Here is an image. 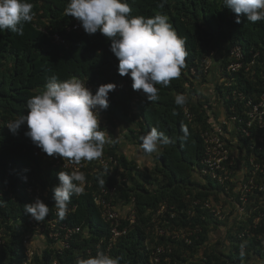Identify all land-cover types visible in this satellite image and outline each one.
<instances>
[{"label": "trees", "instance_id": "1", "mask_svg": "<svg viewBox=\"0 0 264 264\" xmlns=\"http://www.w3.org/2000/svg\"><path fill=\"white\" fill-rule=\"evenodd\" d=\"M30 2L34 17L23 25V35L0 32V264H20L25 257L24 236L36 233L24 211V205L34 199L25 194L10 198L3 191L5 186L15 193L18 180L30 178L40 189L39 198L49 206L45 219H58L52 189L59 184L60 171H71L53 165V157L25 135L26 125L15 134L7 127L26 114L27 100L44 89L53 74L60 80L91 79L96 88L91 90L93 94L102 84L116 85L108 95V108L99 113L100 128L111 140L102 156H112L115 162L105 166L99 160L82 161L85 194L71 198L64 219L68 228L79 230L70 234L68 247L62 249L57 239L45 235L33 249L29 264H87L100 254L119 258V264H152L157 245L171 248L161 254L164 264H264V215L255 222L264 214V189L253 188L247 193L241 218L234 213L236 203H240L237 187L250 177L249 159L264 160V140H259L260 135L264 138V127L256 122L247 127L245 114L247 99L259 97L264 87V21L251 23L241 16L237 23L236 14L223 6V0H167L162 8L158 7L160 0H128L134 16L166 15L185 40L188 53L180 77L167 87L157 85L160 98L151 103L142 91L133 90L129 75L118 73L119 60L110 50L111 41L99 31L89 35L81 25L78 31L67 34L68 47L53 41L52 35L65 33L73 19L64 12L68 0ZM235 46L241 48L242 67L232 72L227 67L234 61L231 50ZM257 51L260 54L255 56ZM207 84L213 87L208 94L203 90ZM177 94L188 98L183 107L174 103ZM173 109L178 115H172ZM182 125L190 132L184 143L178 139L183 134ZM220 126L229 150L224 164L233 178L223 184L212 179L205 162V133L210 136ZM152 127H158L175 143L144 153L140 137ZM114 135L122 141L113 140ZM129 146L139 149V157L148 159L146 164L139 165L126 155ZM254 177L257 183L264 182V174ZM100 179L104 185L116 186L114 205L127 206L134 213L133 222L125 220L128 211L121 214L128 230L115 241H110L109 222L92 199ZM205 202L230 211L224 219L218 218ZM162 205L165 210L158 213ZM159 229L165 233L160 235ZM194 229L198 232L190 243L166 234Z\"/></svg>", "mask_w": 264, "mask_h": 264}, {"label": "clouds", "instance_id": "2", "mask_svg": "<svg viewBox=\"0 0 264 264\" xmlns=\"http://www.w3.org/2000/svg\"><path fill=\"white\" fill-rule=\"evenodd\" d=\"M166 2L160 0L158 7L162 8ZM223 6L236 14L237 23L241 16L251 23L264 21V0H223ZM33 7L30 0H0V32L23 35V25L33 20ZM132 11L128 0H68L64 12L73 17L71 24L65 28V33L55 32L52 38L56 44L68 47L67 34L78 31L81 25L89 35L99 31L111 41L110 50L119 60L118 73L129 75L133 90L142 91L147 100L154 103L160 98L157 85L167 87L181 75L188 55L185 40L177 35L166 15L134 16ZM75 19L79 27L73 29ZM55 34L65 38L66 44L56 42ZM87 80L92 83L91 79ZM115 88L114 83L102 84L93 94L80 79L60 80L53 74L44 89L27 100L26 114L7 123V127L15 134L26 125L25 135L48 156L60 157L75 165L99 160L104 146L111 143L100 128L99 113L108 108V95ZM233 93L235 95L236 91ZM237 95L243 96L241 92ZM187 100L184 94L174 97V103L180 107ZM172 115L178 112L173 109ZM181 131L179 141L187 142L190 138L188 127L182 125ZM140 140V148L146 154L175 143L158 127H152ZM58 180L59 184L52 189V198L58 218L64 220L71 198L85 194L86 176L74 169L70 173L60 171ZM99 182L102 186L105 184L103 179ZM24 211L40 223L50 209L37 197L24 205ZM87 264H119V258L100 254L89 259Z\"/></svg>", "mask_w": 264, "mask_h": 264}, {"label": "built area", "instance_id": "3", "mask_svg": "<svg viewBox=\"0 0 264 264\" xmlns=\"http://www.w3.org/2000/svg\"><path fill=\"white\" fill-rule=\"evenodd\" d=\"M75 23L72 26L73 29H76L79 27L78 20L75 19ZM54 40L56 42L65 43L66 40L63 38L60 34L54 35ZM231 54L234 58V61L231 62L228 65V69L232 72L238 71L242 67V62L240 61L243 54L241 51V48L239 46H235L231 50ZM260 51L255 52V56L259 55ZM261 54L264 58V46L261 50ZM251 64L254 63L253 60L250 62ZM85 85L90 89H94V85L90 82V80L83 81ZM246 125L247 127L251 126L253 122H256L257 125L260 128L264 127V87L259 97L256 99H248L246 101ZM232 120H236V116H232ZM242 121V119H239ZM224 122V121H223ZM246 127V128H247ZM246 128H243V131L246 135H249V132L246 130ZM221 133H223L222 127H216L214 130V134L208 136V133H205V141L207 143L206 151H205V162L207 166L209 167V173L212 177V179L216 180L219 184L225 183L226 180L230 179L233 180V178L230 177L229 168L224 164L226 160L229 158V150L225 146V141L221 137ZM208 136V137H207ZM259 140L263 141L264 138L260 135ZM99 162L102 165L109 166L112 162H115L112 156H110L108 159L106 157H101L99 159ZM232 162H229L231 164ZM53 165L54 166H61L62 168L69 169L70 171L74 169H78L81 171V168L83 166V162L79 165H75L70 163L69 161H64L60 157H53ZM241 167L245 170L244 163H241ZM110 168V167H109ZM112 168V166H111ZM247 169L249 170L250 177L242 183V185H239L237 187V190L240 191V203H236V207L234 209V213L239 215L241 218V215L244 211V204L248 201L247 193L251 191L253 188H259L260 190L264 189V182L260 181L257 183L255 181V174L261 173L264 174V160H255L254 158L249 159V165L247 166ZM243 178V177H242ZM33 180L30 178L25 179V177H22V179L18 180L17 185L13 189L15 193H12L9 191V186L4 187V192H8V196L10 198L13 196V194H25L29 198H33L34 200L40 196V189L33 185ZM87 182L85 181V185ZM91 183H88L90 185ZM116 194V186L113 185H100L92 192V199L94 203L101 209V215L102 218L109 222V233H110V241H115L116 238L119 236H123L127 234L128 226L124 225L121 221V214L123 215L121 208L116 207L113 203L114 195ZM264 201V200H263ZM235 203V202H234ZM204 206L210 207L214 214L218 216V218L224 219L225 214H228L230 211V208H224V211L219 206H212L210 202H205ZM70 209V208H69ZM165 210V205H162L160 209L157 211L160 213L161 211ZM225 212V213H224ZM264 214L261 213L260 216L255 218V222L259 219V217L263 216ZM125 220L128 222H133L134 220V213L132 210H128V215L125 216ZM30 226H32L35 229V232L38 230H43V239L45 235H47L50 239L58 241V246H60V249L64 247H68L67 238L72 234L73 232H76L79 230V228H68L67 224L64 220H60L54 217L53 219H45L43 222H37L34 219L31 218ZM64 234H62V232ZM198 232V229L185 231L180 230L176 232H167L166 234L168 236H172V238H182L185 242L190 243L191 242V236ZM160 235L165 233L164 229H159L158 232ZM31 235L27 233L24 236L23 239V245L25 247L24 250V260L20 262V264H29L30 259L33 256V249H31L27 242L29 241ZM1 242V240H0ZM166 250L171 251V248L169 245H157L154 250L152 251L153 258L151 259L152 264H164V262H161V254L165 252ZM168 259V258H167ZM187 264H193V263H187Z\"/></svg>", "mask_w": 264, "mask_h": 264}, {"label": "rangeland", "instance_id": "4", "mask_svg": "<svg viewBox=\"0 0 264 264\" xmlns=\"http://www.w3.org/2000/svg\"><path fill=\"white\" fill-rule=\"evenodd\" d=\"M212 88H213L212 87V84H211V86L207 84V85H205L203 87V90H204V92L206 94H208L209 92H212ZM211 95H212L213 100H215V104H217V105L220 106V104H219L220 99L214 93L211 94ZM220 109H221V112H223V107L222 106H220ZM221 116H223V115H221ZM106 135L108 136V134H106ZM116 135H117V133H116ZM116 135H114V139L113 140H118L119 139L120 141H122V139L120 137L118 138ZM120 136H122V135H120ZM134 149H135V151H134ZM136 150L138 151L139 149L138 148H134L132 146H129L126 155L129 158L133 157L134 160H136L137 163H139V165L146 164V162L148 161V159L147 158L139 157L140 155L137 153ZM128 210L129 209H128L127 206L121 208V211H122L123 214H124V212H127ZM42 233H43V230L40 229V231L38 230L35 234L31 235L29 241L27 242V245L31 249H36L37 246L38 247L40 246V242L43 239ZM222 233H224V230L222 231ZM222 236H220L221 239H222ZM220 238H218V239H220ZM224 244H227L226 241H225Z\"/></svg>", "mask_w": 264, "mask_h": 264}]
</instances>
